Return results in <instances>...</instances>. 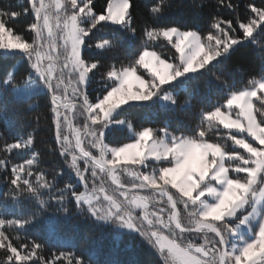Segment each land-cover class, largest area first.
<instances>
[{
	"label": "snow or ice",
	"instance_id": "6c2138e0",
	"mask_svg": "<svg viewBox=\"0 0 264 264\" xmlns=\"http://www.w3.org/2000/svg\"><path fill=\"white\" fill-rule=\"evenodd\" d=\"M186 6L153 0L143 26L136 0L0 6V60L19 61L0 75V264H96L53 226L73 222L126 232L157 264H264V0L243 15L216 0L204 24L192 0L190 19H164ZM41 223L47 256L18 235Z\"/></svg>",
	"mask_w": 264,
	"mask_h": 264
},
{
	"label": "trees",
	"instance_id": "16d2710c",
	"mask_svg": "<svg viewBox=\"0 0 264 264\" xmlns=\"http://www.w3.org/2000/svg\"><path fill=\"white\" fill-rule=\"evenodd\" d=\"M18 0H0V6H14ZM97 9L101 8L105 0H94ZM153 0H136L137 7L134 11V15L136 16V22L138 25L143 26L146 22H151L147 12L146 7L150 5ZM173 3L183 2L187 5L184 8L177 9L175 11H171L166 14L164 17L165 20H177L182 21L186 19H190L194 12L191 9L190 5L192 0H172ZM236 2L240 5V15L244 14V5L248 2V0H236ZM204 5L203 8L195 10V14L198 17V21L201 24H204L208 18L209 13L215 12L216 0H202ZM259 3V0H257ZM222 15L227 17L229 12L227 10H222ZM28 18H20L15 21L18 27L24 26L28 23ZM260 39H264V36L259 37ZM166 43V42H165ZM161 49H157L160 51ZM166 51V49H165ZM174 51V50H173ZM18 60L8 59V60H0V75H3L4 72L9 69L13 64H18ZM22 71V69H21ZM228 71H231V66H229ZM19 72L17 76H19ZM204 78H201L198 82L192 85L193 90L197 93V100L200 98V94L204 91ZM181 99H183V94H181ZM42 103V102H41ZM195 103V101H194ZM40 112H44L43 107L39 109ZM145 114L134 112L129 118H135L139 123L144 119ZM10 119H14V116L10 113ZM153 120H162L163 114L160 113L156 116L150 117ZM4 129L3 120H0V131ZM51 141V131L48 125V122L44 119L41 120V128L36 133L35 143L36 149L41 153L42 156V167L52 168L54 164L61 163L57 157H50L47 149V144ZM28 153H17L14 151L13 154L10 155V159L13 163H18L21 160L27 158ZM3 158V155L0 154V159ZM0 191H2V187H0ZM25 210L31 207L30 204H25ZM61 235L68 236L72 244L74 245V249L77 253L83 254L85 256H93V259L96 261V264H157V258L153 254V252L144 245L140 240L129 236L126 232L123 234H119V238L117 239L118 234L113 231H105L103 233H92L87 230L82 224L76 223H59L53 225ZM47 228L48 226L44 223H41L38 226L30 227L25 232H20L18 235L23 239L25 235H31L38 237L42 243H46V251L44 255H49L51 250L53 249V244L48 241L47 237ZM17 235V233H13V236ZM60 250H70V249H59Z\"/></svg>",
	"mask_w": 264,
	"mask_h": 264
}]
</instances>
